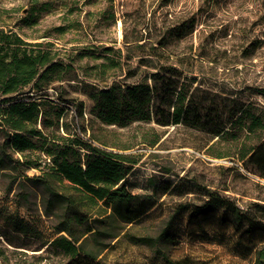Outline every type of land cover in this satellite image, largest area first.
<instances>
[{"label":"rangeland","instance_id":"rangeland-1","mask_svg":"<svg viewBox=\"0 0 264 264\" xmlns=\"http://www.w3.org/2000/svg\"><path fill=\"white\" fill-rule=\"evenodd\" d=\"M182 22L187 28L183 38L159 45L164 33ZM0 28L11 29L30 43H51L58 59L72 64L63 80L38 92L26 88L22 95L47 101L42 109L50 121L56 122L60 113L59 134L67 136L65 125L71 130L79 125L126 147L113 149L133 161L126 164V189L137 203L151 206L141 223L124 228L104 224L95 229L97 223L90 221L91 231L79 243L99 229L98 237L88 244L99 259L107 264H145L151 252L130 244L125 233L155 237L174 215L168 229L175 240L173 257L188 255L209 264H254L255 249L235 231L232 214L214 206L207 212L202 209L208 195L215 194L264 221V178L239 161L232 139L217 142L206 131L184 124L162 126L153 119L126 127L105 125L96 119L88 93L91 87L140 82L152 71L150 59L179 70L178 89L191 84V91L198 89V95L208 96L204 107L209 124L226 121L233 100L264 108V99L249 92L264 88V0H0ZM152 47L161 55L157 60L149 55ZM105 57L121 60V67L96 68L99 63L110 65ZM215 103L225 107L222 113ZM149 110L153 114V107ZM37 127L41 128L40 121ZM48 129L45 135L57 127ZM78 133L89 138V131L85 136ZM15 156L22 162L19 170H0V264H65L68 258L51 245L57 237L53 226L60 209L49 202L41 184L17 174L31 177L48 172L51 161L38 150ZM27 160L32 165L25 164ZM9 215L30 227L27 235L12 229L6 221Z\"/></svg>","mask_w":264,"mask_h":264},{"label":"trees","instance_id":"trees-1","mask_svg":"<svg viewBox=\"0 0 264 264\" xmlns=\"http://www.w3.org/2000/svg\"><path fill=\"white\" fill-rule=\"evenodd\" d=\"M185 25L182 22L166 31L159 39V45L165 47L183 38L187 30ZM49 47L51 43H30L11 29L0 28V170L16 167L19 170L22 162L15 155L25 151L38 150L48 157L51 161L48 172L31 177L20 171L17 174L23 180L41 184L49 195V202L60 209L56 215L57 223L53 226L57 237L51 245L68 258L65 264H107L98 258L97 251L88 248L89 242L98 237L99 229L79 243L91 231L90 221L97 223L93 225L95 229L104 224H118L124 228L141 223L151 206L137 203L134 195L126 189L125 177L129 172L126 164L133 161L126 155L114 152V148H121L118 144L109 143L92 128L79 125L75 130L65 125L63 133L67 136L59 134L60 113L56 114V122L50 121L48 113L42 109L47 101L36 99V95H22L26 88L38 92L46 85L63 80L72 69L71 63L58 59ZM105 50L111 51L109 48ZM152 50L149 55L156 60L160 58L157 49L152 47ZM105 58L110 62L109 66L99 63L95 67L107 70L121 67V60ZM147 62L152 71L144 74L140 82L114 83L108 89L91 87L93 91L88 95L94 102L96 119L105 125L118 127L153 119L162 126L184 124L203 133L206 131L210 138H217V142L230 137L239 161L264 178L263 107L233 100L232 107L225 112L226 121L219 119L209 124L204 107L208 96L198 95V89L191 91V84L178 89L181 73L175 66L154 63L150 59ZM105 72L102 71V74ZM249 92L264 99V88H249ZM174 96L175 103L172 105ZM15 100L16 103H13ZM216 106L219 113L225 108H220V103ZM151 107L153 114L149 110ZM171 107L173 113H170ZM82 111L80 105L79 116H82ZM38 121L40 129L37 127ZM54 125L57 129L45 135L43 131ZM78 130L84 136L89 131V138L79 137ZM157 140L154 139L152 143ZM24 163L32 165L30 160ZM208 196L202 207L203 212L214 206L232 214L235 231L246 237L248 244L255 249L254 264H264V221L244 213L227 199L215 194ZM181 208L178 207L177 211H181ZM93 215L96 217L92 218ZM173 219L174 215L170 216L166 227L155 237L130 232L124 236L130 244L151 252L145 264H209L188 255L172 256L175 240L168 229ZM6 221L14 231L23 235L30 231V227L15 215L7 216ZM62 232L67 236L60 234Z\"/></svg>","mask_w":264,"mask_h":264}]
</instances>
